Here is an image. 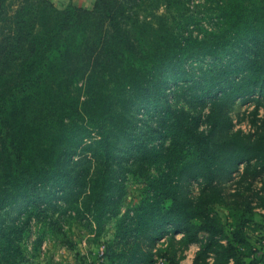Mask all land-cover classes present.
I'll use <instances>...</instances> for the list:
<instances>
[{
	"label": "trees",
	"instance_id": "1",
	"mask_svg": "<svg viewBox=\"0 0 264 264\" xmlns=\"http://www.w3.org/2000/svg\"><path fill=\"white\" fill-rule=\"evenodd\" d=\"M163 1L162 13L154 6L142 14L144 0H94L90 7L0 0V264H16L33 217H40L42 233L59 232L72 218L96 236L116 221V245H126L114 255L117 264H156L157 256L180 264L191 243L198 244L192 264H238L228 236L215 247L225 236L215 210L224 198L218 183L242 162L253 166L252 159L253 173L262 172L264 150L263 157L254 153L226 114L215 115L209 130L230 128V135L211 143L209 132L171 106L167 89L170 80L191 76L185 67L169 72L189 59L225 49L238 54L264 40V0H201L196 8L193 0ZM222 74L214 76L215 92H251L244 77ZM203 86L197 98H205ZM147 112L162 118L160 127L149 126L164 129L168 142L154 155L140 131ZM122 147L130 153L118 162ZM116 162L142 184L123 214ZM183 177L198 181L196 201L182 194ZM12 207L24 217L7 221L3 211ZM141 237L158 244L141 246Z\"/></svg>",
	"mask_w": 264,
	"mask_h": 264
},
{
	"label": "rangeland",
	"instance_id": "2",
	"mask_svg": "<svg viewBox=\"0 0 264 264\" xmlns=\"http://www.w3.org/2000/svg\"><path fill=\"white\" fill-rule=\"evenodd\" d=\"M198 1L200 3L201 0H193L190 5L196 8ZM245 1L256 4L263 2V0ZM144 2L149 5L144 11H140L142 14H151L155 9L154 6H157L156 13H162L165 9L163 0H144ZM55 4L61 7L58 0ZM187 6L190 7L188 4ZM232 52L231 49H225L214 56L206 57L204 61L191 58L178 67L172 68L169 71L170 74H177L185 67L191 76L188 80L185 78L175 82L170 80L167 97L171 106L177 111H182L192 126H197L205 133L209 132L211 143L221 141L230 135V128L216 127L211 132L209 130L210 122L215 115L226 114L233 120L234 129L241 127L242 131L248 135L247 142L253 152L263 157L261 150H264V97L260 96V91L264 92V40L261 38L253 42L249 51L238 54H231ZM222 70V76L230 75V72L234 71L230 75L231 79L244 77L245 85L251 92L238 93L230 97H224L223 93L215 92L217 81L214 76ZM201 83H204V86L200 94H203L205 100L197 98L196 91L200 90ZM219 85L226 87L227 83L221 80ZM212 96L215 99L210 101L209 98ZM142 117L144 120L140 131L143 132V139L147 141L146 148L149 150V155H154L157 149L162 152L163 148L160 144L164 142V145H167L168 143L162 134L164 129H161L160 133L152 132L149 126L154 124L153 126L160 127L162 118L156 116L154 112L144 113ZM129 153L127 148L122 147L115 160L124 162L122 156H128ZM158 156L162 158L161 155L158 154ZM118 162L115 163L116 174L125 186L124 206L119 213L123 214L138 201L139 188L142 184L136 180L132 172L122 174L124 169L119 167ZM251 162L253 166L247 168L245 162H242L231 175L221 177L218 186L220 185L224 198L222 203L215 204V210L220 215L225 230V236L216 238L215 247L220 250V246L226 244V236H228L236 247L238 264H264V170L256 175L253 173L256 161L252 159ZM153 163L160 162L157 160ZM126 167L129 170L132 169L130 161L127 162ZM181 186L183 195L187 194L193 201L197 200L198 181L189 178L187 180L183 177ZM20 210L23 213H18L17 207L8 208L3 211V216L7 221H12L17 215L21 219L24 217V210ZM39 220L40 217L39 219L32 218V223L24 234L21 256L16 264H117L114 255L126 246L121 242H119V247L116 245L115 234L118 224L114 220L109 222L98 236L88 231L89 225L84 220L75 221L69 218L61 231L44 233H42L43 227ZM238 223L240 227H237ZM233 232L237 234V237L233 236ZM41 235L42 240H39ZM135 235L133 233L132 237ZM201 235L205 233L202 232ZM132 237L130 240H134ZM139 239L144 241L141 244L144 247H154L158 244V241L152 244L144 237ZM197 249L198 244L191 243L185 249V255L180 260V264H192ZM213 256L214 253L210 252L207 261L211 262ZM156 264H168V262L157 256Z\"/></svg>",
	"mask_w": 264,
	"mask_h": 264
},
{
	"label": "crops",
	"instance_id": "3",
	"mask_svg": "<svg viewBox=\"0 0 264 264\" xmlns=\"http://www.w3.org/2000/svg\"><path fill=\"white\" fill-rule=\"evenodd\" d=\"M58 3H60V5H75V6H79V7H90L92 1L91 0H58ZM62 3V4H61Z\"/></svg>",
	"mask_w": 264,
	"mask_h": 264
},
{
	"label": "built area",
	"instance_id": "4",
	"mask_svg": "<svg viewBox=\"0 0 264 264\" xmlns=\"http://www.w3.org/2000/svg\"><path fill=\"white\" fill-rule=\"evenodd\" d=\"M92 2L94 1V0H91Z\"/></svg>",
	"mask_w": 264,
	"mask_h": 264
}]
</instances>
